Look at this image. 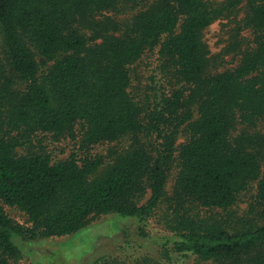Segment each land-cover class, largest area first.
Masks as SVG:
<instances>
[{"label": "trees", "instance_id": "1", "mask_svg": "<svg viewBox=\"0 0 264 264\" xmlns=\"http://www.w3.org/2000/svg\"><path fill=\"white\" fill-rule=\"evenodd\" d=\"M240 2L0 0V264L21 256V243L73 235L104 214L147 221L166 197L164 154L184 125L173 233L155 240L173 255L264 264V0H246L254 40L227 50L242 54L235 67L220 70L204 38ZM157 48L187 89L149 112L131 92V68ZM41 135L79 138L84 149L129 145L100 172L101 158H55ZM253 189L260 209L247 226L193 208L227 211Z\"/></svg>", "mask_w": 264, "mask_h": 264}, {"label": "rangeland", "instance_id": "2", "mask_svg": "<svg viewBox=\"0 0 264 264\" xmlns=\"http://www.w3.org/2000/svg\"><path fill=\"white\" fill-rule=\"evenodd\" d=\"M209 1L222 4L226 0ZM241 1L230 14L215 21L205 30L204 38L210 48V56L220 70L235 67L241 59V52H227L232 45L243 43L240 50H244L254 40L252 29L245 25L247 2ZM131 75V92L149 112L155 110L156 103L161 102L163 98L172 96L175 91L187 89V86L174 76L171 68L162 66L158 48L146 52L141 60L132 66ZM196 111L194 110L195 117H197ZM40 137L43 147L55 158L66 159L73 153L79 158H101L104 164L100 167V172L112 162L115 152H120L129 145L128 140H121L104 142L84 149L79 138L65 137L56 140L50 135ZM187 138V127L184 125L175 134L173 151L164 154L168 171L167 194L156 213L147 221L143 223L136 220L124 221L123 218L111 213L94 218L89 227L73 235L32 239L24 243L17 239L24 252L21 256L11 259L8 264H214L205 262L196 255L187 257L171 253L170 255L155 240L173 233L170 223L176 214L175 209L170 205V199L174 196L179 149ZM152 143L153 150L157 149L158 143L156 144L155 141ZM150 195L151 191L148 190L140 199L141 203H145ZM3 205L6 213L14 220L25 226H32L25 212L19 207ZM256 206L258 204L256 205L255 189H253L227 211H202L196 206L193 208L195 213H201L204 217L214 215L221 223L237 228L249 225L251 220L258 217L260 207ZM115 218L121 219L119 229ZM254 222L253 220L252 223Z\"/></svg>", "mask_w": 264, "mask_h": 264}]
</instances>
